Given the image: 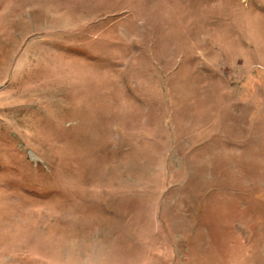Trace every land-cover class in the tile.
Segmentation results:
<instances>
[{"label":"rangeland","instance_id":"obj_1","mask_svg":"<svg viewBox=\"0 0 264 264\" xmlns=\"http://www.w3.org/2000/svg\"><path fill=\"white\" fill-rule=\"evenodd\" d=\"M0 264H264V0H0Z\"/></svg>","mask_w":264,"mask_h":264}]
</instances>
